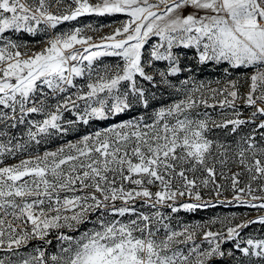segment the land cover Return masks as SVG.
<instances>
[{
  "label": "snow or ice",
  "instance_id": "6c2138e0",
  "mask_svg": "<svg viewBox=\"0 0 264 264\" xmlns=\"http://www.w3.org/2000/svg\"><path fill=\"white\" fill-rule=\"evenodd\" d=\"M118 15L107 34L82 20ZM192 61L225 79L197 81ZM260 130L264 0H0V264H264V238L242 235L264 215L178 228L170 215L222 190L264 211Z\"/></svg>",
  "mask_w": 264,
  "mask_h": 264
},
{
  "label": "rangeland",
  "instance_id": "374dc122",
  "mask_svg": "<svg viewBox=\"0 0 264 264\" xmlns=\"http://www.w3.org/2000/svg\"><path fill=\"white\" fill-rule=\"evenodd\" d=\"M126 19L123 16H106V17H84L82 20L84 22H90L93 23L94 26H100L102 31L101 34H107L110 33L114 27H118L120 25V21ZM75 23V22H74ZM62 27H68V25L62 26ZM91 34V33H90ZM98 38V37H97ZM25 39L29 41H35L39 39V37H30L25 35ZM116 58H105V60L109 63L114 62ZM164 64L160 63L158 65L159 68L163 69ZM188 67H191L193 69V73L195 76V79L197 81H205V82H211V87H219L220 85H217L215 83L216 80L223 81L225 79L224 73L222 72L220 67H214L213 65H206V66H197L195 65V62L192 61L187 65ZM189 73L187 71L182 72L178 77H172L171 79L173 82H177L179 80L187 78ZM160 87V92L162 93V98L164 102H171V100L174 97L169 96V91L168 89H165L163 86ZM155 91V89H153ZM211 102V101H210ZM153 106H159V100L153 101ZM140 112L144 111L143 109L139 110ZM207 111L212 112L213 115L219 119V112L220 109H216L215 111L213 109H207ZM230 111V110H229ZM241 111L244 112V117L241 118H246L248 114L250 113L251 109L244 108L241 106ZM139 114V112L137 113ZM131 115V114H129ZM66 118L72 119L71 114H66ZM127 118V117H126ZM235 118V117H233ZM120 118H117L119 120ZM114 122V121H113ZM110 122L109 121H103V122H95L93 127H87V126H80L76 130L69 131L66 135H64L62 138H56L52 142L46 144V145H41L40 146V151L43 152L44 150H54L56 147L65 144L69 141L75 142L80 138V136L84 134H88L92 131H95L97 128H102L106 125H108ZM254 126H245L243 128V132L247 133L251 131V128ZM218 136H221L222 133L220 130H214ZM264 131V130H260ZM230 139V137H229ZM257 139H260L259 135H257ZM11 162V161H10ZM221 183L227 185L229 182L228 181H220ZM155 191V189H153ZM205 199L210 201L213 204H216V207H209L207 209H198L195 212H184L181 211L179 213H170L171 215V223L173 227L178 228L179 226L183 224H194V223H204L208 221L209 219L212 218H220L223 219L225 217L232 218L233 216L236 217L235 220L232 221L233 224L239 222V220L242 219H256L258 215H264V211H259L257 209H252L248 208L245 206H240L238 202L232 200V193L230 190L224 191L222 190V195L219 198H216L212 195H209L207 191L204 193ZM231 201V203H229ZM184 202V201H181ZM259 203V202H257ZM137 207H140V202H137ZM142 211H149L148 208H141ZM162 211H165L166 213L169 212L167 209H161ZM212 230H224L226 231L225 228L222 227L219 223L216 225L212 226ZM242 235L245 237L252 236L255 238H264V226L260 224H252L248 228L244 229L242 231ZM197 242H200V236H197ZM33 244H36L39 246V242H32ZM234 242H227L224 243L222 246L225 250L231 249L233 247ZM48 250L50 252H55L58 250V247L56 246V241L53 239V245L47 246ZM31 249V245L29 246V250ZM7 253L0 251V258H4ZM239 255V253H237ZM216 264H229V260H217Z\"/></svg>",
  "mask_w": 264,
  "mask_h": 264
}]
</instances>
